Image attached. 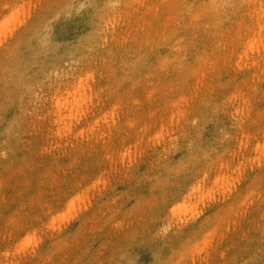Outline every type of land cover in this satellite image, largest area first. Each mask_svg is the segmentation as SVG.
<instances>
[{
	"label": "rangeland",
	"instance_id": "1",
	"mask_svg": "<svg viewBox=\"0 0 264 264\" xmlns=\"http://www.w3.org/2000/svg\"><path fill=\"white\" fill-rule=\"evenodd\" d=\"M0 264H264V0H0Z\"/></svg>",
	"mask_w": 264,
	"mask_h": 264
}]
</instances>
